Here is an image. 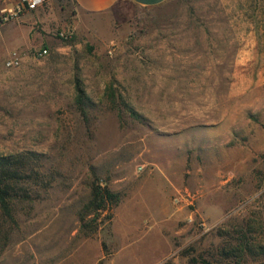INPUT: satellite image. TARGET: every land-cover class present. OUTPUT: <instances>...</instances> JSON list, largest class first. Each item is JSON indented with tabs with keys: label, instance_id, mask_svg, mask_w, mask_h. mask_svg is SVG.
Returning <instances> with one entry per match:
<instances>
[{
	"label": "rangeland",
	"instance_id": "rangeland-1",
	"mask_svg": "<svg viewBox=\"0 0 264 264\" xmlns=\"http://www.w3.org/2000/svg\"><path fill=\"white\" fill-rule=\"evenodd\" d=\"M24 152L49 184L0 211V264H191L226 224L264 223V0H48L0 20V155ZM93 180L120 201L87 237Z\"/></svg>",
	"mask_w": 264,
	"mask_h": 264
},
{
	"label": "trees",
	"instance_id": "trees-1",
	"mask_svg": "<svg viewBox=\"0 0 264 264\" xmlns=\"http://www.w3.org/2000/svg\"><path fill=\"white\" fill-rule=\"evenodd\" d=\"M75 102L83 112L85 94L76 85ZM39 156L33 152L13 155H0V211L4 217L13 218L12 204L16 200H30V182L42 184L46 188L49 184L41 179ZM32 188V187H31ZM120 201V194L93 180L90 183L88 200L78 213L80 222L79 232L84 236H92L97 231L99 215L106 211L107 215L101 222H110V209ZM221 232V242L215 251L205 255L189 254L191 264H243L247 260L264 256V223L257 222L254 215L244 220L227 225Z\"/></svg>",
	"mask_w": 264,
	"mask_h": 264
},
{
	"label": "built area",
	"instance_id": "built-area-1",
	"mask_svg": "<svg viewBox=\"0 0 264 264\" xmlns=\"http://www.w3.org/2000/svg\"><path fill=\"white\" fill-rule=\"evenodd\" d=\"M48 0H10L0 12V20L8 22L18 18L19 16L37 10ZM47 53V49L43 48L38 51L42 55ZM20 58L18 55L12 56L8 61V65H18Z\"/></svg>",
	"mask_w": 264,
	"mask_h": 264
},
{
	"label": "crops",
	"instance_id": "crops-1",
	"mask_svg": "<svg viewBox=\"0 0 264 264\" xmlns=\"http://www.w3.org/2000/svg\"><path fill=\"white\" fill-rule=\"evenodd\" d=\"M77 9L84 13H100L111 9L120 1H129L140 7H153L168 0H72Z\"/></svg>",
	"mask_w": 264,
	"mask_h": 264
}]
</instances>
